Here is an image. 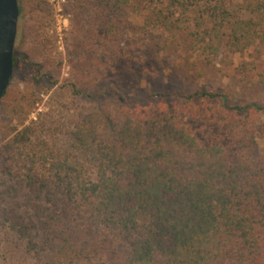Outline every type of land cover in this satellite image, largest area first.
I'll use <instances>...</instances> for the list:
<instances>
[{
    "label": "trees",
    "instance_id": "16d2710c",
    "mask_svg": "<svg viewBox=\"0 0 264 264\" xmlns=\"http://www.w3.org/2000/svg\"><path fill=\"white\" fill-rule=\"evenodd\" d=\"M70 8L72 104L0 139L3 260L264 264V103L233 104L206 88L99 87L117 74L120 55L153 38L149 28L188 31L209 59L264 43V0H73ZM190 120L218 133L206 145Z\"/></svg>",
    "mask_w": 264,
    "mask_h": 264
},
{
    "label": "rangeland",
    "instance_id": "374dc122",
    "mask_svg": "<svg viewBox=\"0 0 264 264\" xmlns=\"http://www.w3.org/2000/svg\"><path fill=\"white\" fill-rule=\"evenodd\" d=\"M18 1L16 60L0 102V139H8L15 127L38 119L41 112L70 106L73 99L67 41L73 0ZM134 23L138 29L143 27V22L135 18ZM149 29L153 38L120 55L117 74L101 82L100 89L118 91V84H122L130 93L161 92L167 87L171 92L189 93L206 88L228 93L233 104L264 103V43L258 41L255 47L209 59L193 45L188 31L168 36L162 29ZM129 34L133 39V33ZM44 47L46 52L42 51ZM112 96L114 92L108 100ZM91 101L80 98L79 103ZM189 124L206 145L218 133L215 124L198 120ZM0 264H8L1 255Z\"/></svg>",
    "mask_w": 264,
    "mask_h": 264
},
{
    "label": "water",
    "instance_id": "95a60500",
    "mask_svg": "<svg viewBox=\"0 0 264 264\" xmlns=\"http://www.w3.org/2000/svg\"><path fill=\"white\" fill-rule=\"evenodd\" d=\"M19 17L18 0H0V102L13 76Z\"/></svg>",
    "mask_w": 264,
    "mask_h": 264
}]
</instances>
